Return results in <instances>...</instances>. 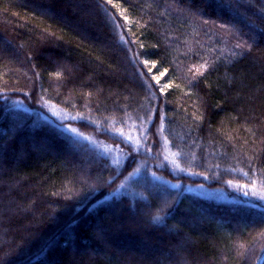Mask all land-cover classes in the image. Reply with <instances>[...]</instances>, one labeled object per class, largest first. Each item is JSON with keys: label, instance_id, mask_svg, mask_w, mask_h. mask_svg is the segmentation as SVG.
Masks as SVG:
<instances>
[{"label": "trees", "instance_id": "1", "mask_svg": "<svg viewBox=\"0 0 264 264\" xmlns=\"http://www.w3.org/2000/svg\"><path fill=\"white\" fill-rule=\"evenodd\" d=\"M239 187L264 192V0H0V264H264Z\"/></svg>", "mask_w": 264, "mask_h": 264}, {"label": "rangeland", "instance_id": "2", "mask_svg": "<svg viewBox=\"0 0 264 264\" xmlns=\"http://www.w3.org/2000/svg\"><path fill=\"white\" fill-rule=\"evenodd\" d=\"M50 114L51 116L53 117H57V114L55 113V111L53 109H50ZM64 119V120H71L72 117L71 116H67V115H64L61 113V116L59 117V119ZM77 119V118H76ZM78 120V119H77ZM125 124V123H123ZM143 124V123H142ZM127 125V124H126ZM125 126L121 127L119 130H115L114 133H117V134H122L123 138L128 140L129 142L133 143L134 145L137 144L138 140L140 138L143 137L144 135V131H142L143 129H146L147 126H138V127H141V131H136L134 129H132L131 127L130 128H127ZM148 125V124H147ZM119 131V132H118ZM163 144V143H162ZM106 149V150H105ZM104 151L108 152V153H112L113 155H115V157L113 155L110 154L111 156V160L112 161H117L116 159H118L119 157H117L116 155L118 156H121L117 151H114L106 146H104ZM110 151V152H109ZM161 165H168L171 169L177 171V172H184V167L182 165H180L179 163L176 162V155L173 154L167 147V145L164 143L163 144V152H162V160H161ZM183 170V171H182ZM239 189L243 192L242 195L244 196H251V197H254L255 200H258L259 202H261L262 204H264V192L261 191L259 188H254V187H239ZM208 194L209 196L213 197L216 195L218 196V193L215 194V195H212L210 192H205V195ZM207 195V196H208ZM252 200V199H251ZM143 253H139V255H142ZM137 256V257H138ZM140 257H143V256H140ZM145 264H149L148 261H145L143 262Z\"/></svg>", "mask_w": 264, "mask_h": 264}]
</instances>
